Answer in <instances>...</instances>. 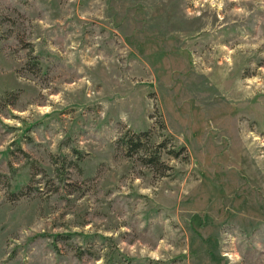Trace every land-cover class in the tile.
Segmentation results:
<instances>
[{"label":"rangeland","instance_id":"obj_1","mask_svg":"<svg viewBox=\"0 0 264 264\" xmlns=\"http://www.w3.org/2000/svg\"><path fill=\"white\" fill-rule=\"evenodd\" d=\"M0 264H264V0H0Z\"/></svg>","mask_w":264,"mask_h":264},{"label":"trees","instance_id":"obj_2","mask_svg":"<svg viewBox=\"0 0 264 264\" xmlns=\"http://www.w3.org/2000/svg\"><path fill=\"white\" fill-rule=\"evenodd\" d=\"M122 149L126 152V156L131 158L132 153H139L141 162L147 164L148 166H165L161 161V151L164 148V143H158L155 146L152 139L150 138V132L125 133L119 140ZM155 149H152L151 146ZM152 149V150H151Z\"/></svg>","mask_w":264,"mask_h":264}]
</instances>
